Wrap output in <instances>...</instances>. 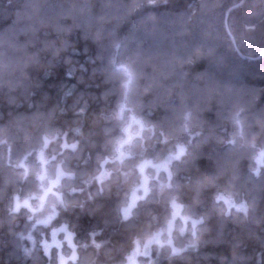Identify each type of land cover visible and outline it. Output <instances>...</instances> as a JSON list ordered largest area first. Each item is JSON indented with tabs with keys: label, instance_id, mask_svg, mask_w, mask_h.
Returning a JSON list of instances; mask_svg holds the SVG:
<instances>
[{
	"label": "trees",
	"instance_id": "16d2710c",
	"mask_svg": "<svg viewBox=\"0 0 264 264\" xmlns=\"http://www.w3.org/2000/svg\"><path fill=\"white\" fill-rule=\"evenodd\" d=\"M234 2L0 0V264H59L68 234V264H122L173 200L202 222L175 232L178 255L166 243L148 264H264V0H242L226 28ZM113 60L137 74L122 117ZM145 163L148 192L124 217ZM58 165L62 197L42 207ZM217 191L247 215L227 214Z\"/></svg>",
	"mask_w": 264,
	"mask_h": 264
},
{
	"label": "snow or ice",
	"instance_id": "6c2138e0",
	"mask_svg": "<svg viewBox=\"0 0 264 264\" xmlns=\"http://www.w3.org/2000/svg\"><path fill=\"white\" fill-rule=\"evenodd\" d=\"M149 6H151V7L157 6L155 3V0H149ZM242 6H243L242 0H240V2H234L230 7H228L226 9V15L230 16L233 9H238V8H241ZM141 7H143V3L138 4L136 6V10H139V8H141ZM256 23H258L261 27H264V18L259 19ZM225 26L227 28V22L225 23ZM255 27H256V24H250L251 30H255ZM228 33H229V35H231L230 29L228 30ZM114 47L116 48L117 51H119V49L122 47V42H115ZM113 64L115 65L114 70L117 71L118 73L123 74L122 86L124 89V101L119 106V115L122 117L123 113L125 111V104L127 103L128 94L132 90V86H133L135 80L137 79V74H136V71L133 69V67L126 62H120L119 64H116V62L113 60ZM66 75L71 79L74 77V72L72 70H69L66 72ZM68 94H71V93L70 92L66 93V95H68ZM129 111H131V110L129 109ZM190 115H191V113H186L185 118L186 119L189 118ZM238 116H239V113H237V117ZM133 120H135L134 117H133ZM136 122L140 123L141 128H143V124L141 122H139V121H136ZM235 122L237 124L238 129L241 132V135H242L243 134L242 122L239 119H236ZM125 131H127V129H125ZM130 139H131V137H130ZM47 143H48V137L45 136L43 138V147L44 148L47 147ZM124 143H127V141H125ZM229 143L234 145L236 143V141H235V139H233V140H230ZM71 147L73 149H75V145H72ZM182 153H183V147L179 146V152H178L176 158L178 159L179 155ZM255 159H256L257 163L264 165V149H261L258 151V154L255 156ZM41 162H42V164H47V162H48L43 157V151H41ZM252 174L254 176H261V173L258 169H253ZM169 187H171V185H169ZM145 191H147V190H145ZM215 202L223 204L225 206V210H226L227 214H229V215L231 214L233 209H235L238 212H243L245 215H247L248 205H247L246 201H243V200L237 201L233 196L227 195V194L222 193L220 191H217L216 197H215ZM171 206L174 209V212H173L172 221H169V223H168L169 232H171V229L173 226V221L175 220V217L178 214L177 211H175L178 208V205L176 204L175 200L172 201ZM183 219H187V218H183ZM201 222H202V220H197V219L192 220L193 226H195L197 223H201ZM161 231H163V230H161ZM193 234H195V233H193ZM160 235H161V232L154 234V236L144 245V248H145L144 255L145 256H150V251H149L150 245L153 241H155L156 243H159L160 242L159 241ZM29 238H31V237H29ZM169 243H171L170 240H169ZM45 250L47 252V249H45ZM138 251H139V244L137 243V249L134 250L133 253L128 257V264H139V262L136 259ZM180 251L181 250H177L174 248L172 254L178 255V253ZM28 252H29V250L25 249V253L28 254ZM47 254H48V257L50 260L51 259V253L48 252ZM59 264H63V257H60Z\"/></svg>",
	"mask_w": 264,
	"mask_h": 264
},
{
	"label": "rangeland",
	"instance_id": "374dc122",
	"mask_svg": "<svg viewBox=\"0 0 264 264\" xmlns=\"http://www.w3.org/2000/svg\"><path fill=\"white\" fill-rule=\"evenodd\" d=\"M176 155H171L167 160H165L164 162L161 163H157L154 166V169L158 172L162 171V170H166L167 172L169 171V161L172 160ZM68 175V173L61 167V165H58L57 170L55 175L48 177V184L47 186H45L43 188V193L39 198V204L42 205V207H45L47 201H48V197L50 194H56V196L61 199L62 195L61 193L57 190V186L58 184L61 182V179L63 178V176ZM103 178V177H102ZM141 180L137 183V186L140 185ZM143 191L140 190V188H133L132 191H130V193L128 194L127 197V201L124 203L123 207H122V213L124 217H128L132 214L133 209L135 206L138 205L139 200L141 198ZM34 207H38L36 206V204H34ZM177 211V216L175 217V220L173 221V226L171 229V232H169L168 230V223L169 221H172V217L173 214L171 215V217L166 221V223L156 229L155 231H153L151 234H149L148 236H146V238L144 240H142L141 242H139V251L137 254V261L139 262V264H148L149 259L151 258V256L153 255V251L155 250V248H159L161 247V245L169 243V240L171 241L170 244L173 245V249H179L177 246L174 245V237H175V232L177 231V233H183L188 225H192V220L196 219V218H191L188 216H185L184 214L181 213V206L178 205V208L175 210ZM52 218V216L48 215L46 218L41 219L40 222L42 223H49L50 219ZM183 218H187V219H183ZM163 230V231H161ZM161 232V235L159 237V243H156L155 241H153L150 245L149 251H150V256H145L144 252H145V248L144 245L154 236V234ZM68 238V243L70 246H72L73 251L68 253V254H64L62 253L60 257H63V264H68L69 260L72 261H76L78 254L75 251L74 248V243L72 242L71 239V235L68 234L67 236ZM137 247H135L132 252L129 254V256L133 253L134 250H136ZM122 264H128V260L125 261Z\"/></svg>",
	"mask_w": 264,
	"mask_h": 264
},
{
	"label": "water",
	"instance_id": "95a60500",
	"mask_svg": "<svg viewBox=\"0 0 264 264\" xmlns=\"http://www.w3.org/2000/svg\"><path fill=\"white\" fill-rule=\"evenodd\" d=\"M228 17L229 16H227L226 15V22H227V27H228ZM228 30H229V28H228ZM148 163V162H147ZM147 163H145V164H142L141 166H140V171H141V173H142V178H141V184H140V186L139 187H137V188H140V189H142L143 190V197L146 195V193L148 192V183H149V177L147 176V174H146V172H145V168H146V164ZM145 190H147V191H145ZM29 201L27 200V203H28ZM18 206V205H17Z\"/></svg>",
	"mask_w": 264,
	"mask_h": 264
}]
</instances>
